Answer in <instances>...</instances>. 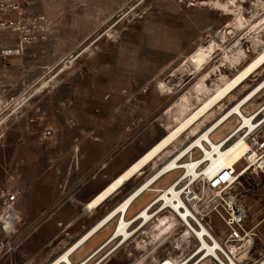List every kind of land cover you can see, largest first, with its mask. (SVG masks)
<instances>
[{
    "label": "rangeland",
    "instance_id": "rangeland-1",
    "mask_svg": "<svg viewBox=\"0 0 264 264\" xmlns=\"http://www.w3.org/2000/svg\"><path fill=\"white\" fill-rule=\"evenodd\" d=\"M225 1H32L47 40L0 60V264H264V182L227 191L255 234L228 242L217 215H203L211 196L181 199L183 166L157 176L176 148L85 210L124 171L106 180L115 166L129 167L264 52V0Z\"/></svg>",
    "mask_w": 264,
    "mask_h": 264
},
{
    "label": "built area",
    "instance_id": "built-area-1",
    "mask_svg": "<svg viewBox=\"0 0 264 264\" xmlns=\"http://www.w3.org/2000/svg\"><path fill=\"white\" fill-rule=\"evenodd\" d=\"M31 0H0V60L22 55L29 47L43 43L48 38V20L43 14L31 11ZM246 122L237 120L235 130L228 134L218 153H226L229 147L244 142L246 150L234 162L225 167H211V161L204 160L197 169V173H179L175 180L177 189L184 202H200L202 193L212 197L210 212H214L225 225L228 242L238 243L247 240L254 241L255 234L247 228L250 215L241 201L228 198L227 191L233 184L242 187L252 178L264 182V103L250 113ZM40 135L44 138L50 136V131L42 130ZM218 157V156H216ZM215 157V158H216ZM208 167H207V166ZM206 168L201 170L202 168ZM202 210L203 208L200 207ZM166 213L167 210H164ZM202 212V211H201ZM203 225L211 230L215 236L210 221L203 219ZM244 249L241 247L238 249ZM3 248L0 247V254Z\"/></svg>",
    "mask_w": 264,
    "mask_h": 264
},
{
    "label": "crops",
    "instance_id": "crops-1",
    "mask_svg": "<svg viewBox=\"0 0 264 264\" xmlns=\"http://www.w3.org/2000/svg\"><path fill=\"white\" fill-rule=\"evenodd\" d=\"M31 1H33V3L36 2V0H31ZM232 1L233 0H228L229 5L231 4ZM220 2L224 3L226 1L220 0ZM228 7L225 9V13H226L225 15H231L232 9ZM41 14L46 16V14L43 12ZM262 54H264V52ZM255 60L249 63L247 67L251 65ZM263 66H264V62L261 63L252 74H250L244 80H241L239 84L234 86L232 90L230 89L227 92V94H224L216 101L211 102L210 106L205 108L203 113L198 118L193 120L186 128L180 131L176 135L175 139L169 145H167L164 148V150H162V152L158 153L159 155L165 151L168 150L170 151L173 148L177 149L175 154L171 156L170 160L163 167L159 169L157 174L158 177L161 175H168L171 171L177 170L179 166H183L187 174H192L194 172L197 173V169L202 165L204 160H208V162L210 160L212 162L210 168L211 167L215 168V165L217 167H222L223 157L230 150H232L238 143L232 145V147H229L226 153H222V155L218 153L217 149L219 146L222 145V142L225 141L226 136L235 130L233 127L235 126L237 120H239V122L241 121L246 122L249 119V117L245 116V113H250L251 111H254L256 108L257 109L260 108L261 105L264 103V79H260L251 89H249L246 93H244L236 101V103H234L230 108H228L224 112L222 111L223 109H225V107L230 101L235 99L231 96L234 89H236L237 87L239 88V86H241L245 82L247 83L251 78L253 79L254 77H257V75L260 76L261 73L259 74V72L261 71V67ZM243 70H241V72ZM240 73L235 75V77H237ZM233 79H231L215 94L207 98L192 113L188 114V116L184 117L182 120L175 123V125L166 127L165 129L167 130V133L143 154H146L149 150L154 148L156 144L162 141L165 137L169 136L174 130H176L179 127V125H182L187 119H189V117H191L206 103H208V101H210L220 91H222ZM196 97L200 100L198 94ZM200 97H202V95ZM195 128H198L199 130H195ZM182 144L184 145L181 146ZM143 154L139 158H141ZM127 164L128 163L125 162L121 165L115 166V168L112 171H110L108 175L105 176L106 180L111 181L112 179H114L120 172H122V170H125V168L128 166ZM206 166L201 170H204Z\"/></svg>",
    "mask_w": 264,
    "mask_h": 264
},
{
    "label": "bare ground",
    "instance_id": "bare-ground-1",
    "mask_svg": "<svg viewBox=\"0 0 264 264\" xmlns=\"http://www.w3.org/2000/svg\"><path fill=\"white\" fill-rule=\"evenodd\" d=\"M264 62V54L259 56L251 65L244 69L237 77H235L222 91H220L215 97H213L208 103L194 113L189 119H187L182 125L174 130L169 136L165 137L162 141L149 150L146 154H143L136 162L126 168L120 175H118L111 183H109L104 189H102L95 197L88 202L86 211H94L101 203H103L109 196L117 192L123 185H125L133 176L140 172L147 164H149L158 153L162 152L164 148L169 145L176 137V135L186 128L193 120L198 118L205 108L210 106L211 102L216 101L218 98L227 94V92L237 84L252 74L258 66ZM244 142H239L232 150H230L222 159V167L234 164V162L242 155L246 147ZM238 183L233 184L230 188H235ZM228 189V190H229ZM188 203V201H187ZM189 205H192L188 203Z\"/></svg>",
    "mask_w": 264,
    "mask_h": 264
}]
</instances>
